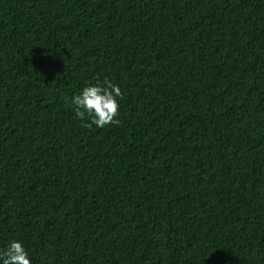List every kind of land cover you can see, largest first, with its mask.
I'll return each mask as SVG.
<instances>
[{
    "label": "trees",
    "instance_id": "16d2710c",
    "mask_svg": "<svg viewBox=\"0 0 264 264\" xmlns=\"http://www.w3.org/2000/svg\"><path fill=\"white\" fill-rule=\"evenodd\" d=\"M105 79L120 123L85 128L71 99ZM14 240L31 264H264V0H0Z\"/></svg>",
    "mask_w": 264,
    "mask_h": 264
},
{
    "label": "clouds",
    "instance_id": "9594fccd",
    "mask_svg": "<svg viewBox=\"0 0 264 264\" xmlns=\"http://www.w3.org/2000/svg\"><path fill=\"white\" fill-rule=\"evenodd\" d=\"M123 98L118 85L105 79L94 85L84 87L78 95L71 99L75 116L83 123V127L103 128L109 124L118 125L119 103ZM90 121V122H89ZM0 264H31L28 253L19 241H12L6 250L0 253Z\"/></svg>",
    "mask_w": 264,
    "mask_h": 264
}]
</instances>
